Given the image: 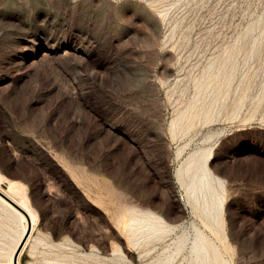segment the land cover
<instances>
[{
    "label": "rangeland",
    "instance_id": "374dc122",
    "mask_svg": "<svg viewBox=\"0 0 264 264\" xmlns=\"http://www.w3.org/2000/svg\"><path fill=\"white\" fill-rule=\"evenodd\" d=\"M0 168L20 264H264V0H0Z\"/></svg>",
    "mask_w": 264,
    "mask_h": 264
},
{
    "label": "crops",
    "instance_id": "0c3cea01",
    "mask_svg": "<svg viewBox=\"0 0 264 264\" xmlns=\"http://www.w3.org/2000/svg\"><path fill=\"white\" fill-rule=\"evenodd\" d=\"M0 173H3L1 168H0ZM10 181H13L18 185H22L26 189V192L30 190L28 183L14 179L4 180V182L1 183L7 188L5 190H9L8 188L10 187L9 184ZM29 201L31 208L37 214L38 219H37V223L34 226L32 224V232L25 246L23 247V249L21 250L18 256L17 261L19 262V264L20 261L27 255L28 250H30V247L32 246L31 244L35 240V234L37 233V230L41 229L42 232L46 230L45 227L46 220H45V216L43 215L42 208L34 204L32 200L29 199ZM21 232H22V223L20 222L18 215L16 214V212H14L12 208H10L2 200H0V242H1L0 252L4 254V256L0 258V264H11L8 259L10 257V254L13 252V249L16 246V242L20 237ZM13 261H14V257H13Z\"/></svg>",
    "mask_w": 264,
    "mask_h": 264
},
{
    "label": "bare ground",
    "instance_id": "6f19581e",
    "mask_svg": "<svg viewBox=\"0 0 264 264\" xmlns=\"http://www.w3.org/2000/svg\"><path fill=\"white\" fill-rule=\"evenodd\" d=\"M204 167V166H203ZM205 168V167H204ZM201 177H202V182H205V183H208L209 184V179H208V171H207V169L205 170H203L202 171V174H201ZM1 180V179H0ZM9 184H10V188H12V189H15L14 187V184H16V183H14L13 181H10L9 182ZM14 186V187H13ZM17 186V185H16ZM0 190H2V192H4L6 195H8L7 193H6V191L4 190V189H2V188H0ZM16 191V190H15ZM9 196V195H8ZM10 197V196H9ZM10 198H12V200L14 201V202H16L18 205H20L22 208H24L27 212H28V214L30 215V217H31V219H32V224H33V226L37 223V214L32 210V208H31V206H30V204H29V200H28V198H27V196L25 195V194H21V193H18L17 194V197L16 198H14V197H10ZM0 200H2L5 204H7L10 208H12L13 210H14V212H16V214L18 215V218H19V220H20V222L22 223V232H21V235H20V237H19V239H18V241H17V243H16V246H15V248L13 249V252L10 254V257H9V262L11 263V264H13V257H14V253H15V251H16V249H17V247L19 246V244H20V242H21V240H22V238H23V236H24V234H25V232H26V230H27V228H28V225H27V220H26V217L20 212V211H18L16 208H14L11 204H9L5 199H3L1 196H0ZM209 204V203H208ZM201 239V238H200ZM198 257V256H197ZM201 259V258H200ZM18 264H19V262H18Z\"/></svg>",
    "mask_w": 264,
    "mask_h": 264
},
{
    "label": "water",
    "instance_id": "95a60500",
    "mask_svg": "<svg viewBox=\"0 0 264 264\" xmlns=\"http://www.w3.org/2000/svg\"><path fill=\"white\" fill-rule=\"evenodd\" d=\"M0 196L5 199L8 203H10L14 208H16L18 211H20L25 217H26V220H27V225H28V228L19 244V246L17 247L15 253H14V261L13 263L14 264H18V256L21 252V250L23 249V247L25 246L31 232H32V219L30 217V215L28 214V212L22 208L20 205H18L16 202H14L11 198H9L4 192H2V190H0Z\"/></svg>",
    "mask_w": 264,
    "mask_h": 264
}]
</instances>
